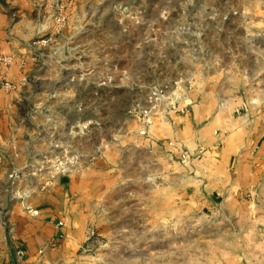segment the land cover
I'll use <instances>...</instances> for the list:
<instances>
[{
  "label": "crops",
  "instance_id": "0c3cea01",
  "mask_svg": "<svg viewBox=\"0 0 264 264\" xmlns=\"http://www.w3.org/2000/svg\"><path fill=\"white\" fill-rule=\"evenodd\" d=\"M237 1L230 47L224 41L213 71L195 70L188 112L159 111L144 134L138 118L86 164L45 181L42 174L11 198L0 211V264H67L124 232H135L136 264H264V0ZM39 17L43 35L51 33L53 15ZM12 20L0 13V48L26 58L25 75H15L21 85L37 74L44 88L79 68L63 65L54 46L34 55ZM45 122L43 131L53 127ZM19 125L0 122L9 149L0 160L17 171L37 153L34 128L42 127L24 139ZM53 143L43 138V157Z\"/></svg>",
  "mask_w": 264,
  "mask_h": 264
},
{
  "label": "rangeland",
  "instance_id": "374dc122",
  "mask_svg": "<svg viewBox=\"0 0 264 264\" xmlns=\"http://www.w3.org/2000/svg\"><path fill=\"white\" fill-rule=\"evenodd\" d=\"M59 1L66 7L67 23L56 34L55 13L46 0H0V13L13 19L10 27L18 24L29 37L26 46L34 48V55L43 53V47L54 46L63 65L79 64L77 70L68 67L63 78L44 88L35 78L37 74L25 86L15 75H25L26 58L0 48V83L7 79L14 87L0 90L4 107L0 108V122L17 120L24 139L31 136L33 126H42L44 121L53 126L44 131L43 126L34 128L36 143L41 145L20 171L13 161L0 160V211L11 198L38 186L42 174L43 181L59 175L57 161L65 165L76 158L75 167H80L88 156H98L139 118L138 105L145 106L154 86L174 85L197 69L213 71L222 44L227 41L225 47H230L231 30L239 23L234 19L240 7L237 0ZM43 9L50 11L55 24L46 35L43 17L39 19ZM6 31L12 38L9 29ZM50 37L51 42L40 44ZM10 55H16L12 69ZM20 60L26 61L24 68L19 67ZM46 107L52 110L46 111ZM43 138L55 142L48 146L45 157ZM8 153V146L0 144V155ZM134 234L124 232L111 242L100 239L94 249L81 248L78 258L67 264H136Z\"/></svg>",
  "mask_w": 264,
  "mask_h": 264
},
{
  "label": "built area",
  "instance_id": "2783aa9c",
  "mask_svg": "<svg viewBox=\"0 0 264 264\" xmlns=\"http://www.w3.org/2000/svg\"><path fill=\"white\" fill-rule=\"evenodd\" d=\"M49 7L55 13V20H56V34H60L67 23V14H66V7L64 4H61L59 0H46ZM55 9V10H54ZM237 14V12H235ZM52 41V38L44 39L40 42V44H47ZM16 55H10L8 60L11 69L14 68L12 66L14 64V60ZM26 65V61L20 60L19 67L24 68ZM196 86V80L193 76L186 77L184 80L176 82L174 85L170 84H159L151 88L150 93L148 95V100L145 106L138 105L139 107V115L138 117L142 119L144 124V130L141 132L142 134L147 133L148 129L153 124V117L159 112L163 111L165 115L171 116V114H185L188 112L189 107L192 105V101L190 99V94L194 90ZM1 89H14L12 83L5 79L0 83V90ZM201 157V152H198L196 155H192V158H199ZM60 158V157H59ZM186 160L188 157L186 155L183 156ZM58 159V158H57ZM77 163V159L72 158L70 163L63 164L61 160L57 161V172L67 173L71 169L75 168ZM60 225L62 223H59ZM17 255L20 258H23L25 255V251L19 249L17 251Z\"/></svg>",
  "mask_w": 264,
  "mask_h": 264
}]
</instances>
